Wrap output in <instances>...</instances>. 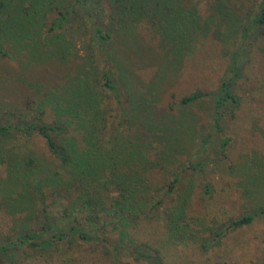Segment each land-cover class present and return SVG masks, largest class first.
<instances>
[{"label":"rangeland","instance_id":"obj_1","mask_svg":"<svg viewBox=\"0 0 264 264\" xmlns=\"http://www.w3.org/2000/svg\"><path fill=\"white\" fill-rule=\"evenodd\" d=\"M62 1L65 5L73 0ZM108 1L89 0L92 10L89 18L76 7L67 32L55 37L64 59H46L39 49L33 52L35 44L27 37L16 41L7 35L0 40L8 55L0 58V110L19 111L22 105L19 103L30 96L37 102L33 108L51 115L49 103L43 102L44 95L60 93L63 85L68 88L75 79L84 78L99 97L102 112L99 134L104 149L113 146L116 138V147L139 148L147 144L142 146L143 157L150 164L143 175L148 185L144 195L148 192L149 199L141 198L137 205L142 213L126 224L121 225L114 218L113 226L112 218L107 217L102 227L97 225L102 228L98 240L84 241L74 236L69 242L55 241L43 248L23 247L20 264H113L118 260L148 264L135 255L133 258L128 253L118 254L112 245L119 240L126 245H138L146 252L155 248L167 264H258L264 260V221L260 218L229 231L206 249L201 243L218 223L264 204V24L255 27L244 43L247 58L233 87L239 106L231 116H223L221 120L223 134L229 138L223 154L219 151L220 135L210 128L211 106L207 100L190 106H170L193 89L214 88L227 53L235 48L242 27L257 11L261 0H173L172 4L196 29L185 44L187 53L181 56L170 53L169 40H162L157 34L158 23L149 21L147 11L155 9L157 0H144L143 16L137 14L126 27L115 21L111 27L112 40L102 55L94 45L89 49L87 45L93 38L91 24L95 22L103 30L108 26L111 14ZM36 46L41 47L39 43ZM101 68L108 72L117 98L99 84ZM153 118L159 122L154 123ZM206 134L211 135L210 143L197 155L201 159L199 170L181 171L188 162L195 161V145ZM26 145L42 166L60 174L62 181L56 180L44 190L67 186L58 197L46 196L47 208L52 207L61 223L82 219L84 213L77 207L66 213L61 210L62 205L80 193L72 181L64 182L70 177L69 168L58 164L39 136H29ZM179 171V187L184 190L186 200L181 234L170 236L163 208L171 202L170 198L178 196L179 187L163 196L154 207L150 206V199H159L162 192L158 188ZM7 179L6 167L0 160V185L7 183ZM5 194L0 192V235L11 234L24 225L36 226L39 220L33 216L36 211L32 209L30 195L35 203L36 197L32 191L29 195L17 184L10 193L15 196L10 204ZM114 194L116 190L110 189L109 195ZM56 199L59 203L52 206ZM91 229L85 227L87 233Z\"/></svg>","mask_w":264,"mask_h":264},{"label":"trees","instance_id":"obj_2","mask_svg":"<svg viewBox=\"0 0 264 264\" xmlns=\"http://www.w3.org/2000/svg\"><path fill=\"white\" fill-rule=\"evenodd\" d=\"M109 1L111 14L108 26L104 30L95 22L90 26L93 38L87 46L91 49V45H94L100 55L112 40L111 31L113 29L111 27L115 21L122 27H126L134 21L137 14L143 16L144 0ZM172 1L157 0L154 2L155 9L151 8L146 11H150L149 21L154 23L155 20V23H158L156 25L159 28L157 34L162 37V40H169L170 53L173 56H181L187 53L184 51L185 44L189 34L196 29L192 28L190 21L185 19ZM62 3V0H0V40L7 35L16 41L27 37L31 43L35 44L33 52L39 49V53L43 52L42 57L46 59H64L65 55L59 43L55 41V37L61 35L63 31L67 32L70 17L77 8L87 18L92 15V10L89 0H73L65 5ZM52 12L53 16L50 17ZM263 24L264 0H261L257 11L242 27L235 48L227 53L222 73L214 88L210 90L193 89L181 95L174 103L175 105L170 106V108L190 106L200 100H207L211 106L209 112L211 131L220 135V154H223L229 142V138L223 134L222 117L231 116L239 106L233 87L240 78L242 66L247 58L244 43L249 33ZM38 43L41 45L39 48L36 46ZM6 56H8L7 53L0 45V58ZM100 76L99 84L111 90L117 98L115 86L110 82L108 72L104 68L100 69ZM43 102L49 103L52 110L51 115L44 114L41 109L33 108L32 105H37V102H34L30 96L19 103L23 105L19 111L8 113L7 110L3 112L0 110V160L4 162L8 176V182L0 185V192L7 193L4 197L10 204L15 198L11 194L17 184H20L23 192L29 195L31 190L33 197H36L35 203L30 195L32 209L36 211L33 216L39 220L36 226L24 225L11 234L0 235V264H20L19 254L23 247L43 248L55 241L69 242L74 236L84 241L98 240V231L102 229L100 225H104L107 217L112 218L113 226L114 218L121 225L126 224L129 219L136 218L142 213L137 205L141 198L149 199L148 192L144 195L148 185L143 175L144 169L150 164L143 157V147L147 144L139 146V148L143 146L142 149L134 145L133 147L127 145L126 148L116 147L118 145L116 138L113 146L104 149L99 134L102 121V112L98 104L99 97L94 89L89 88L84 78L75 79L68 88L63 85L60 93L45 94ZM40 104H42L41 101ZM27 110L32 112L29 113ZM44 117L51 118L44 120ZM153 120L154 123L159 122L157 119L153 118ZM31 135L39 136L58 164L69 168L70 177L67 178L69 181L64 182L70 184L72 181L77 186L76 188L80 189V193L69 200L68 204L62 205L61 210L66 213L77 207L84 213L82 219L72 218L69 221L66 220L67 223H61L52 207L47 208L48 205L46 206L44 202L46 196L57 195L58 197L67 186L44 190L54 184V181L59 180L60 174L51 167L42 166L40 159L28 149L26 143ZM210 136L206 134L198 138L195 145V161L188 162L181 171L196 172L199 170L201 159L197 155L203 152L205 146L210 143ZM124 150H126L125 153L122 152ZM180 173V171L172 173L170 180L158 188V191L162 192L161 197L157 200L152 197L150 206L160 204L163 196L177 190L181 185ZM110 189L116 190L114 196L109 195ZM204 189L207 192V186ZM177 195L174 200L170 198L171 202L163 208V220L170 236L181 234L186 194L179 187ZM58 203L59 199H56L52 206ZM255 218L264 221V204L252 207L215 225L204 238L201 247L208 248L211 244L219 242L229 231L248 224ZM86 226L92 227L90 233L86 232ZM112 246L118 254L128 253L133 258L135 255V258H142L148 264H167L155 248L146 252L140 250L138 245H126L121 240L114 242ZM113 264H130V262L118 260ZM258 264H264V260Z\"/></svg>","mask_w":264,"mask_h":264}]
</instances>
